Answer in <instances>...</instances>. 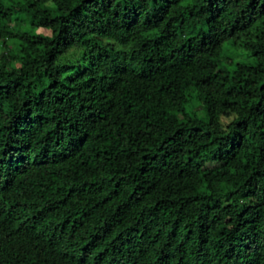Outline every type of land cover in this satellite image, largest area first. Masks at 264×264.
Segmentation results:
<instances>
[{"label":"trees","instance_id":"1","mask_svg":"<svg viewBox=\"0 0 264 264\" xmlns=\"http://www.w3.org/2000/svg\"><path fill=\"white\" fill-rule=\"evenodd\" d=\"M0 49V264H264V0H0Z\"/></svg>","mask_w":264,"mask_h":264},{"label":"rangeland","instance_id":"2","mask_svg":"<svg viewBox=\"0 0 264 264\" xmlns=\"http://www.w3.org/2000/svg\"><path fill=\"white\" fill-rule=\"evenodd\" d=\"M223 54L224 55H229V58H231L234 61H243V62H250V58L245 56L242 52L236 51L235 52V47L230 45V42L226 41L223 44ZM1 51V49H0Z\"/></svg>","mask_w":264,"mask_h":264}]
</instances>
